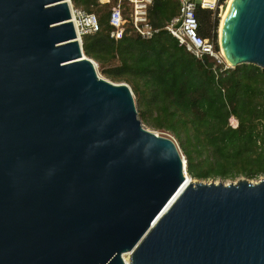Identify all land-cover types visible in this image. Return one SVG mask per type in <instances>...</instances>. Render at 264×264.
I'll return each mask as SVG.
<instances>
[{
	"label": "water",
	"instance_id": "water-1",
	"mask_svg": "<svg viewBox=\"0 0 264 264\" xmlns=\"http://www.w3.org/2000/svg\"><path fill=\"white\" fill-rule=\"evenodd\" d=\"M218 43L230 68L264 70V0H232ZM123 254L264 264V179L191 182L128 86L82 58L67 0H0V264Z\"/></svg>",
	"mask_w": 264,
	"mask_h": 264
},
{
	"label": "trees",
	"instance_id": "trees-1",
	"mask_svg": "<svg viewBox=\"0 0 264 264\" xmlns=\"http://www.w3.org/2000/svg\"><path fill=\"white\" fill-rule=\"evenodd\" d=\"M116 1L105 6L99 0H71L99 25L96 34L82 39L84 53L113 48L107 23ZM122 5L130 19L129 5ZM178 15L177 0H153L148 19L161 31L148 41H119V65L103 63L102 77L128 86L142 125L170 136L192 180L264 178V70L240 65L220 73L211 58L196 61L162 30ZM196 19L202 37L215 42L216 14L197 9Z\"/></svg>",
	"mask_w": 264,
	"mask_h": 264
},
{
	"label": "built area",
	"instance_id": "built-area-1",
	"mask_svg": "<svg viewBox=\"0 0 264 264\" xmlns=\"http://www.w3.org/2000/svg\"><path fill=\"white\" fill-rule=\"evenodd\" d=\"M109 1L99 0L105 6H109ZM123 1L129 5L130 19H127L124 15L126 10L122 5ZM177 2L179 4V15L172 18L162 30L172 36L179 45L183 46L196 61L203 63L204 59L208 57L216 63L220 73L230 69V66L220 55L218 38L215 42L204 39L201 35L203 30H201L196 19L197 9L213 12L218 18L223 8L227 6V0H177ZM67 3L70 8V22L74 26L82 58L91 63L96 75L103 80H105L101 75L103 63L112 62L114 66L119 65L117 50L119 41L122 39L148 41L161 31L155 29L148 19V10L153 0H117L111 8L107 23V30L113 42V48H94L86 54L83 51L82 39L99 31L98 21L94 15L75 8L71 0H67Z\"/></svg>",
	"mask_w": 264,
	"mask_h": 264
},
{
	"label": "rangeland",
	"instance_id": "rangeland-1",
	"mask_svg": "<svg viewBox=\"0 0 264 264\" xmlns=\"http://www.w3.org/2000/svg\"><path fill=\"white\" fill-rule=\"evenodd\" d=\"M227 7V6H226ZM226 7L225 8H223V10H225L226 9ZM222 10V11H223ZM218 25H217V38H218V36H219V32H220V19H219V17H218V23H217ZM146 129H148V128H146ZM148 130H150V129H148ZM151 131V130H150ZM157 135H160V136H166V137H169L170 138V136H168L167 134H157ZM183 161H184V158H183ZM185 163V162H184ZM241 179H245V178H243V177H239V178H237L236 180H234V181H230V180H228V181H223V180H216L215 182H218V181H221L222 183H224V184H229V183H234V182H236L237 180H241ZM262 179H264V178H262ZM195 180H192L191 179V182H194ZM248 181H250V180H248ZM209 182V181H208ZM250 182H258V180H256V181H254V180H252V181H250Z\"/></svg>",
	"mask_w": 264,
	"mask_h": 264
},
{
	"label": "bare ground",
	"instance_id": "bare-ground-1",
	"mask_svg": "<svg viewBox=\"0 0 264 264\" xmlns=\"http://www.w3.org/2000/svg\"><path fill=\"white\" fill-rule=\"evenodd\" d=\"M231 2H232V0H227V7H226L225 10L222 11V13L219 16V19H220V30H221V26H222V24H223V22L225 20V17H226V14H227V11H228V8H229ZM188 181H190V180H188ZM122 258H123V261H124L125 264H129V254H123Z\"/></svg>",
	"mask_w": 264,
	"mask_h": 264
}]
</instances>
